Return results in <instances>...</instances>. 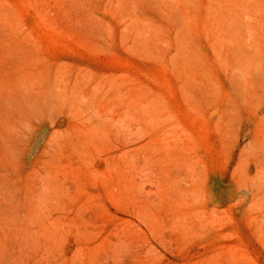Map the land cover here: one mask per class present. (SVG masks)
<instances>
[{"label":"rangeland","instance_id":"obj_1","mask_svg":"<svg viewBox=\"0 0 264 264\" xmlns=\"http://www.w3.org/2000/svg\"><path fill=\"white\" fill-rule=\"evenodd\" d=\"M0 264H264V0H0Z\"/></svg>","mask_w":264,"mask_h":264}]
</instances>
